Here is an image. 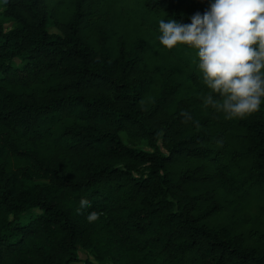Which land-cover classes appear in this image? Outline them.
Instances as JSON below:
<instances>
[{"label": "trees", "instance_id": "obj_1", "mask_svg": "<svg viewBox=\"0 0 264 264\" xmlns=\"http://www.w3.org/2000/svg\"><path fill=\"white\" fill-rule=\"evenodd\" d=\"M1 2L0 264H264V104L205 107L158 39L207 0Z\"/></svg>", "mask_w": 264, "mask_h": 264}, {"label": "clouds", "instance_id": "obj_2", "mask_svg": "<svg viewBox=\"0 0 264 264\" xmlns=\"http://www.w3.org/2000/svg\"><path fill=\"white\" fill-rule=\"evenodd\" d=\"M190 23L159 21V43L168 50L195 51L196 67L208 89L205 107L226 119H244L264 104V0H207ZM190 118L188 113H182ZM91 204L81 200L77 215ZM99 219L87 215L89 223Z\"/></svg>", "mask_w": 264, "mask_h": 264}, {"label": "rangeland", "instance_id": "obj_3", "mask_svg": "<svg viewBox=\"0 0 264 264\" xmlns=\"http://www.w3.org/2000/svg\"><path fill=\"white\" fill-rule=\"evenodd\" d=\"M0 24L4 27L5 30H10L14 28V25L11 23V21L7 19L4 15V7H3L1 0H0ZM121 139L124 142V144H126L127 146H130V147H133L138 150L145 151V152H152L151 148L145 142H142V141L131 142L129 141V139L127 138L125 134H121ZM33 213H28L25 216H23L22 223H27L30 219H32L34 217ZM79 256L81 259L88 258L94 264H110V262H108L107 260H104V261L96 260V256L93 252L86 254L83 251H80Z\"/></svg>", "mask_w": 264, "mask_h": 264}]
</instances>
